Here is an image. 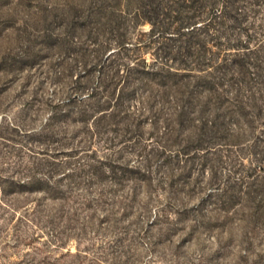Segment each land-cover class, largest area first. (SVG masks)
<instances>
[{"label":"rangeland","instance_id":"374dc122","mask_svg":"<svg viewBox=\"0 0 264 264\" xmlns=\"http://www.w3.org/2000/svg\"><path fill=\"white\" fill-rule=\"evenodd\" d=\"M183 8L0 0V264H264V101L182 111L151 74L185 59Z\"/></svg>","mask_w":264,"mask_h":264},{"label":"trees","instance_id":"16d2710c","mask_svg":"<svg viewBox=\"0 0 264 264\" xmlns=\"http://www.w3.org/2000/svg\"><path fill=\"white\" fill-rule=\"evenodd\" d=\"M180 1L184 3V8L181 9L176 30L181 36L182 45L175 49L185 59L179 63V67H174L168 62L167 58L170 57L173 50H165L164 57L166 60L163 61L159 69L151 72V74L162 77L160 84L165 89L164 94L168 97L170 94L167 90L172 91V88H175L174 91L178 98L177 102L173 104L176 109L182 111L197 106L195 98L198 94L216 95L219 90H222L221 95L224 96V101L216 95V100H219L216 104L218 108L224 106L225 101L229 105H233L235 110L230 108L231 115L237 114L241 117L245 113L242 111L245 107L258 109V102L264 101V70L261 64L264 54V0ZM170 29L171 27L167 26L164 28V32L167 34ZM202 36L206 37L203 39ZM221 38H224V43L220 41L213 46H217V48L224 47L222 51H226L227 54L222 60L217 59V56H220L216 54L217 52L213 50V47H208L206 44L207 41H218ZM208 54H211V57L205 59ZM232 57H240L241 62L246 58L253 59L255 62L253 68L256 70L255 75L257 76L254 85L252 81H246L247 78H251L247 75L246 64L241 63L235 68L233 67L234 63H231ZM128 68L129 71L136 69L129 66ZM182 69L189 73L188 75H182L185 80L171 81V76H179V71H182ZM220 71L223 73L222 76L217 75V72ZM196 72L199 74L195 75ZM147 73L150 74V71ZM195 77L203 80L192 81V78ZM102 83L106 84L101 78L99 84L102 86ZM230 92L231 94H229ZM96 97L97 95H94V93L89 94L85 101ZM104 97L106 95L101 94L97 103H101V99ZM112 100L113 97L107 95V100L102 102V105H97L98 109L106 111L105 114L110 113L108 109L112 110V107L116 106V103L113 104ZM152 106L150 105V107ZM240 119H237L236 123L245 124ZM220 125L218 126V123L214 121L212 127L220 128Z\"/></svg>","mask_w":264,"mask_h":264}]
</instances>
